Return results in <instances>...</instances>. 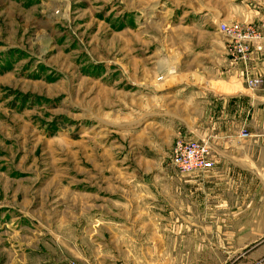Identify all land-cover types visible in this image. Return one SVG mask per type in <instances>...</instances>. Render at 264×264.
I'll return each instance as SVG.
<instances>
[{"label": "rangeland", "instance_id": "rangeland-1", "mask_svg": "<svg viewBox=\"0 0 264 264\" xmlns=\"http://www.w3.org/2000/svg\"><path fill=\"white\" fill-rule=\"evenodd\" d=\"M170 3L0 0V264H233L171 164L227 90L172 69Z\"/></svg>", "mask_w": 264, "mask_h": 264}, {"label": "crops", "instance_id": "crops-1", "mask_svg": "<svg viewBox=\"0 0 264 264\" xmlns=\"http://www.w3.org/2000/svg\"><path fill=\"white\" fill-rule=\"evenodd\" d=\"M170 6L171 13L181 10L177 24L187 26L181 32L188 34L187 43L174 44L179 61L172 69L179 65V76L222 81L227 90L204 100L199 113L196 107L197 125L178 116L189 139L207 142L212 163V168L200 172L198 181L196 177L179 179L183 188L193 182L201 188L194 198L188 194L189 201L200 199V222L192 225L219 232L214 246L219 248L220 263L233 256V264H264V0H171ZM218 23H235L260 35V40L249 43L245 62L227 56L224 38L216 30ZM202 56L207 60L200 61ZM166 71L171 69L158 70L156 78L162 77L156 85L167 81ZM250 79L261 84L247 88L245 82ZM166 182L169 189L177 187L173 180ZM167 198L176 202L175 195Z\"/></svg>", "mask_w": 264, "mask_h": 264}, {"label": "built area", "instance_id": "built-area-1", "mask_svg": "<svg viewBox=\"0 0 264 264\" xmlns=\"http://www.w3.org/2000/svg\"><path fill=\"white\" fill-rule=\"evenodd\" d=\"M216 30L224 38L227 56L244 62L247 60L249 43L261 39L255 30H243L235 23H231V25L218 23ZM260 83L259 79H250L245 82L246 87L250 89L258 87ZM240 136L243 137L244 133H241ZM209 155L210 149L206 141L177 142L173 147L171 164L179 174L190 175L191 173L205 172L212 168Z\"/></svg>", "mask_w": 264, "mask_h": 264}, {"label": "bare ground", "instance_id": "bare-ground-1", "mask_svg": "<svg viewBox=\"0 0 264 264\" xmlns=\"http://www.w3.org/2000/svg\"><path fill=\"white\" fill-rule=\"evenodd\" d=\"M168 67V66H167Z\"/></svg>", "mask_w": 264, "mask_h": 264}]
</instances>
